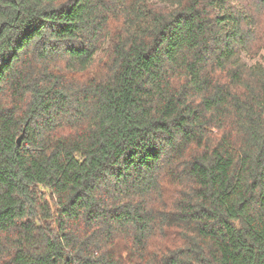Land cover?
<instances>
[{
	"label": "trees",
	"instance_id": "16d2710c",
	"mask_svg": "<svg viewBox=\"0 0 264 264\" xmlns=\"http://www.w3.org/2000/svg\"><path fill=\"white\" fill-rule=\"evenodd\" d=\"M263 52L264 0H0V264H264Z\"/></svg>",
	"mask_w": 264,
	"mask_h": 264
},
{
	"label": "water",
	"instance_id": "95a60500",
	"mask_svg": "<svg viewBox=\"0 0 264 264\" xmlns=\"http://www.w3.org/2000/svg\"><path fill=\"white\" fill-rule=\"evenodd\" d=\"M21 139H22V135H20L17 139V143L20 144L21 143Z\"/></svg>",
	"mask_w": 264,
	"mask_h": 264
},
{
	"label": "rangeland",
	"instance_id": "374dc122",
	"mask_svg": "<svg viewBox=\"0 0 264 264\" xmlns=\"http://www.w3.org/2000/svg\"><path fill=\"white\" fill-rule=\"evenodd\" d=\"M259 59H261L262 61H264V52H263V54H262V57L259 58Z\"/></svg>",
	"mask_w": 264,
	"mask_h": 264
}]
</instances>
